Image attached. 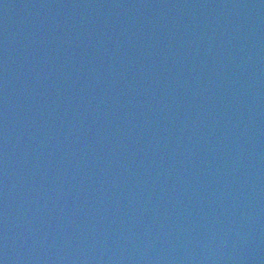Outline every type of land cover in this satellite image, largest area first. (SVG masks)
Returning <instances> with one entry per match:
<instances>
[{
	"label": "water",
	"instance_id": "1",
	"mask_svg": "<svg viewBox=\"0 0 264 264\" xmlns=\"http://www.w3.org/2000/svg\"><path fill=\"white\" fill-rule=\"evenodd\" d=\"M0 264H264V0H0Z\"/></svg>",
	"mask_w": 264,
	"mask_h": 264
}]
</instances>
